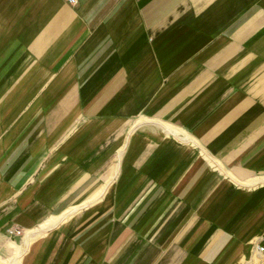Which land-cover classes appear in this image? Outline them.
I'll use <instances>...</instances> for the list:
<instances>
[{"label": "crops", "instance_id": "crops-1", "mask_svg": "<svg viewBox=\"0 0 264 264\" xmlns=\"http://www.w3.org/2000/svg\"><path fill=\"white\" fill-rule=\"evenodd\" d=\"M75 1L0 0V264H264V0Z\"/></svg>", "mask_w": 264, "mask_h": 264}, {"label": "built area", "instance_id": "built-area-1", "mask_svg": "<svg viewBox=\"0 0 264 264\" xmlns=\"http://www.w3.org/2000/svg\"><path fill=\"white\" fill-rule=\"evenodd\" d=\"M69 4H75V0H67ZM7 237L13 239L16 237H22L23 231L20 228H9L5 231ZM254 258L259 260V262L264 261V233L260 236L258 241L253 247Z\"/></svg>", "mask_w": 264, "mask_h": 264}]
</instances>
